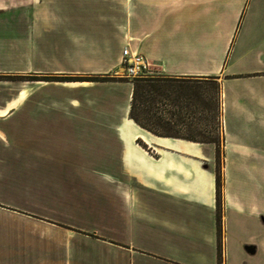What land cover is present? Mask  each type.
<instances>
[{
	"label": "crops",
	"instance_id": "0c3cea01",
	"mask_svg": "<svg viewBox=\"0 0 264 264\" xmlns=\"http://www.w3.org/2000/svg\"><path fill=\"white\" fill-rule=\"evenodd\" d=\"M253 1L23 0L25 33L13 32L0 44V76L84 80L68 87L46 81L38 89L25 80H0V264H228L232 216L246 219V240L232 264H264V9L251 15ZM246 4L250 30L234 49ZM8 7L0 6V14L13 10ZM126 45L152 65L150 75L137 79L219 84L222 157L252 160L244 198L227 196L215 144L142 127L184 125L191 113L184 98L173 105L151 99L144 109L136 101L134 121L132 80H88L118 78ZM98 86L105 88L101 107L90 98L47 101L56 87L91 97ZM95 122L113 127L118 147L101 155L119 159L114 172L100 171L106 182L100 197L47 182L48 173L64 171L42 166L46 157L64 155L48 148L49 136L63 134L59 127ZM3 126H22V133ZM85 170L66 167V174L95 178Z\"/></svg>",
	"mask_w": 264,
	"mask_h": 264
},
{
	"label": "rangeland",
	"instance_id": "374dc122",
	"mask_svg": "<svg viewBox=\"0 0 264 264\" xmlns=\"http://www.w3.org/2000/svg\"><path fill=\"white\" fill-rule=\"evenodd\" d=\"M6 2V4L4 3ZM22 2L23 0H15V3L8 4V0H0V6H3V11L8 8H13L8 13L0 14V44L8 39V35L14 33L24 34L26 22L22 15ZM248 4L245 6V11L241 15V19L238 23L237 30L234 36V42L232 47L236 49L246 38L247 33L250 29L246 25V20H244L245 12ZM250 14L259 9L262 11L264 9V3H258L256 0L251 2L249 7ZM2 10H0L1 12ZM255 33H260V30H254ZM233 49V50H234ZM231 48V52L233 51ZM120 73V72H119ZM0 80H12V81H27L28 86H35L38 89L41 85H46L48 82L53 80H45L44 75H14V76H0ZM64 79L65 83H53L56 85H66L68 87L73 83L74 79L72 75L58 76ZM99 79V78H98ZM107 79L114 80L120 79L124 81H129L132 79L123 78L118 76V78L108 77ZM55 81V80H54ZM100 81V80H96ZM137 85L136 101L145 106L151 99L158 104H168L173 105L182 102V98L185 100V106H189L191 109L190 120H185L184 125H170L168 127H163L160 125L146 126L149 132L157 135L172 134L179 136H192L200 140H212L215 139L219 143V158H216V165L221 166L222 161L225 165V174L223 185L227 190V196L238 195L240 198L246 196L247 190L249 189V177L247 173V166L251 164L252 160L247 158H238L232 155H227L222 157L221 154V112H220V95H219V84L212 79H205L190 82H175L170 79H146V81L139 80L135 81ZM105 92L101 86H98L94 90L95 94L90 96L87 94L86 90H79L78 92L72 93L69 88L56 87L47 96V101H57L59 103L71 102L74 98H77L81 102H86L91 100L96 107H101L104 104L101 101V97ZM38 99V97H37ZM137 102H135V107ZM107 106V105H106ZM142 108V107H141ZM199 108V110H198ZM144 109V107L142 108ZM97 116V115H96ZM177 117H181L178 115ZM166 121V120H164ZM181 122V121H178ZM176 123V122H175ZM67 126V125H66ZM36 128V127H35ZM111 128L108 126H103L98 123L94 125H84V126H68L59 127V131L63 134H58L60 136L51 137L48 142V148L53 150H61L64 153L62 156L46 157L45 162L42 163L43 167L46 169H61L64 171L57 173L53 171L45 176L47 182L57 181L62 182L64 185L68 183L70 185L74 184L73 188H78L82 193L90 192L93 194L94 198H99V186H102L105 182V178L100 171H115V166L118 165L117 157H104L101 154L103 151H116L118 150L115 134L112 132ZM4 132L10 133H22V126H3ZM151 129V130H150ZM53 137V138H52ZM50 146V147H49ZM63 151V152H62ZM65 151V152H64ZM60 153V154H61ZM68 153L69 155H65ZM73 156V157H72ZM78 167V169L93 170L95 171V178L89 179V175L75 172L66 174V167ZM110 170V171H109ZM238 170V171H237ZM92 176V175H90ZM221 174H219V180L221 182ZM80 201L82 198L80 197ZM226 245H227V256L228 264H232L237 257V245H241L242 240H246V219L242 218L236 221L232 216L227 222V232H226Z\"/></svg>",
	"mask_w": 264,
	"mask_h": 264
},
{
	"label": "built area",
	"instance_id": "2783aa9c",
	"mask_svg": "<svg viewBox=\"0 0 264 264\" xmlns=\"http://www.w3.org/2000/svg\"><path fill=\"white\" fill-rule=\"evenodd\" d=\"M122 70L120 76L123 78L145 77L152 73V65L147 58L141 53L132 50L128 45L122 49L121 58ZM221 125V133L224 132L223 122Z\"/></svg>",
	"mask_w": 264,
	"mask_h": 264
},
{
	"label": "trees",
	"instance_id": "16d2710c",
	"mask_svg": "<svg viewBox=\"0 0 264 264\" xmlns=\"http://www.w3.org/2000/svg\"><path fill=\"white\" fill-rule=\"evenodd\" d=\"M58 78H61V77H58V76H45V80H58V81H61V80H64V79H58ZM72 78H74V79H70V80H84V77H72ZM90 79H88V80H100V81H103V80H109V79H107L108 77H89ZM99 78V79H98ZM0 79H2L1 77H0ZM146 79H151V78H144V79H137V78H132V81H133V83H134V88H133V95H132V102H131V108H130V116H131V118L134 120V121H137V119H136V117H135V102H136V94H137V90H138V88H137V85H135V81H139V80H143V81H146ZM148 126H151V125H148ZM160 126H163V127H168V126H170V125H168V124H166V123H164V124H162V125H160ZM143 128H145V129H149L148 127H146V126H142ZM151 130V129H150ZM164 136H179V135H170V134H168V133H166V134H163ZM183 137H185V138H189V139H191V138H194V137H192V136H189V135H187V136H183ZM201 142H204V143H213V144H215V146H216V158H219V150H218V148H219V143H218V141L217 140H215V139H212V140H200ZM219 166H217V169L219 170ZM220 197H221V182H220V180H219V172H217L216 173V201H217V205H218V207H219V205H220Z\"/></svg>",
	"mask_w": 264,
	"mask_h": 264
}]
</instances>
